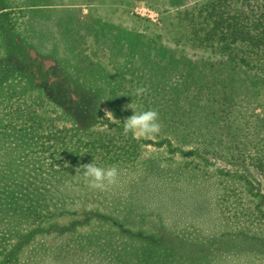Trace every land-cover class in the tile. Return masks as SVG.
Listing matches in <instances>:
<instances>
[{
	"label": "rangeland",
	"instance_id": "374dc122",
	"mask_svg": "<svg viewBox=\"0 0 264 264\" xmlns=\"http://www.w3.org/2000/svg\"><path fill=\"white\" fill-rule=\"evenodd\" d=\"M4 2L17 18L18 11L28 14L22 33L27 36L25 44L30 56H38L36 51L47 55L37 57L40 64L17 62L10 47L0 44V82L30 77L35 89L38 87L37 91L46 96L50 87L56 89L55 95L59 97L58 77H147L149 73L156 80H168L166 77H173L175 68L196 62L204 54L175 38L179 30L177 9L193 0H182V6L179 0ZM38 25H44L43 30ZM76 26L85 39L78 38ZM134 35H139L138 46L129 53L126 42ZM57 63L63 73L55 67ZM130 67H137L138 71L131 73ZM101 68L107 71L97 74ZM111 90L107 89L101 109L112 112L114 119L110 120L123 123L130 116V109L123 106L135 104L128 94ZM259 96L263 98L264 92ZM56 105L54 102L44 108L51 111ZM58 111L67 117L63 104ZM62 121L66 125L71 123L65 118ZM13 138L0 133V146L7 144L9 150L0 163V176L21 180L28 172L25 173L24 166L19 168L10 152L12 147L8 144ZM205 157L216 167L235 173V177L200 178L178 167L183 162L182 155H171L154 144H148L137 161L111 166L118 170L117 181L103 190L89 187L82 175L62 169L46 170L40 176L44 180L41 184L44 191L57 199L52 224H42L43 230L33 234L30 232L39 226L25 224L23 231L29 238L15 248L14 244L26 235L4 236L9 235V228L17 230L21 220L6 214L0 204V264L64 263L82 248L91 251L108 243L119 246L125 259L120 261L116 253L108 264H139L136 257L148 259L149 243H153V264H264V224L253 222L255 232L246 235L232 228L218 203L223 189L240 181L238 173L254 184L264 205L262 173L217 151L208 150Z\"/></svg>",
	"mask_w": 264,
	"mask_h": 264
},
{
	"label": "trees",
	"instance_id": "16d2710c",
	"mask_svg": "<svg viewBox=\"0 0 264 264\" xmlns=\"http://www.w3.org/2000/svg\"><path fill=\"white\" fill-rule=\"evenodd\" d=\"M177 10L176 41L204 54L196 62L175 68L173 77H166L168 80H156L149 73L147 77H58L59 97L50 87L47 96L37 91L30 77L0 82V133L14 137L8 144L10 152L19 168L24 166L28 172L21 180L0 176V204L6 214L21 220L18 229L9 228V235L4 237L26 235L14 244L15 248L29 238L23 231L25 224L39 226L33 230L30 227L33 234L43 230L42 224H52L56 214L57 199L41 184L44 180L40 176L46 170L75 174L77 166L91 161L103 168L129 165L140 158L148 144H154L171 155H182L178 167L200 178L236 175L210 163L205 157L208 150L240 159L264 177V97L259 96L264 92V0H193ZM18 13L17 18L0 0V44L10 47L17 62L40 64L39 56L47 54L36 51L38 56H30L27 36L22 33L28 14L22 10ZM42 27L38 25L39 30ZM76 29L78 38L85 39L78 26ZM138 36L126 39L129 53L137 45ZM60 66L57 63L55 67L63 73ZM135 70L138 68L130 67L131 73ZM106 71L97 69V74ZM140 87L146 91L137 96L135 90ZM109 88L115 94H128L137 111L158 112L161 129L152 136L155 139L133 138L124 133L121 121L104 118L101 107ZM54 102L57 105L51 111L44 108ZM62 104L67 117L58 111ZM127 114L131 115L132 110ZM63 118L71 121L70 125L62 123ZM7 148V144L0 146V163L9 153ZM237 176L240 185L231 182L218 203L233 229L252 235L253 222L264 224L262 195L244 175ZM149 244L148 259L136 257L139 264L156 260L150 250L153 243ZM120 251L119 246L108 243L91 251L82 248L66 262L52 264H108L116 253V258L125 260Z\"/></svg>",
	"mask_w": 264,
	"mask_h": 264
},
{
	"label": "clouds",
	"instance_id": "9594fccd",
	"mask_svg": "<svg viewBox=\"0 0 264 264\" xmlns=\"http://www.w3.org/2000/svg\"><path fill=\"white\" fill-rule=\"evenodd\" d=\"M146 91L145 88H137L135 94L141 95ZM123 109H131L132 114L123 122V131L130 133L133 138L152 137L160 132L158 112L155 110L137 111L131 103L123 106ZM122 109V110H123ZM104 118L114 119L112 112L105 111ZM75 174L82 175L89 187L103 190L116 183L118 170L116 167H99L92 161L81 164L75 168Z\"/></svg>",
	"mask_w": 264,
	"mask_h": 264
}]
</instances>
